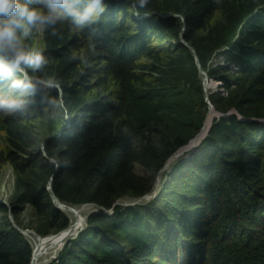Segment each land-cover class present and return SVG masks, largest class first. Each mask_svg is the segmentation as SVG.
I'll list each match as a JSON object with an SVG mask.
<instances>
[{"label":"trees","instance_id":"trees-1","mask_svg":"<svg viewBox=\"0 0 264 264\" xmlns=\"http://www.w3.org/2000/svg\"><path fill=\"white\" fill-rule=\"evenodd\" d=\"M129 1L103 0L92 22L82 26L75 14L93 0L50 7L41 0H19L46 17L44 64L23 66L42 80L55 78L64 94L61 99L57 90L44 86L39 110L33 105L11 116L0 112V132L10 138L26 132L33 118L44 123L57 118L55 126L61 124L60 130H50L46 145L57 163L41 155L40 181L24 182L16 167L15 203L31 205L48 220V229L65 230L69 219L46 189L52 177L59 201L112 211L90 215L87 229L52 264H264V0L247 5L149 0L143 8L139 0ZM258 4L262 8L256 12ZM214 12L223 21L200 36ZM163 13L182 15L185 24L162 18ZM21 24L5 60L28 46L22 37L35 24L26 18ZM183 30L202 69L234 90L227 99L213 97L222 116L212 121L194 164L174 170L156 200L124 208L116 203L153 187V181L134 175V165L143 163L157 173L204 126L191 94L167 82L165 75L178 62L168 59V71L140 62L147 56L162 60L152 43L179 41ZM216 52L235 66L233 80L228 66L210 65ZM176 54L191 57L181 44ZM90 63L96 67L89 68ZM158 72L162 78L155 76ZM148 78L154 81L141 90ZM14 80H21L15 71L10 77L0 73V99L6 100ZM232 109L236 113L225 116ZM32 258V246L1 217L0 264H31Z\"/></svg>","mask_w":264,"mask_h":264},{"label":"rangeland","instance_id":"rangeland-1","mask_svg":"<svg viewBox=\"0 0 264 264\" xmlns=\"http://www.w3.org/2000/svg\"><path fill=\"white\" fill-rule=\"evenodd\" d=\"M43 5L50 7L52 4V0H41ZM122 1V0H114ZM125 2H130L129 0H124ZM159 2H167V1H176V0H158ZM258 0H233L232 4H245L257 2ZM233 4V5H234ZM259 5V4H258ZM262 7L259 5L256 8V12L259 11ZM49 9V8H47ZM128 12V11H127ZM212 20L207 28V30H202L200 36L204 37L208 30L211 27H215V23H220L222 20V14L219 12L212 13ZM162 18H179L185 24L184 17L179 14L175 13H163L160 14ZM124 17V10L119 15V19L121 20ZM139 18H146V16H138ZM45 35V23L44 21H40L35 24V26L30 30L28 36L25 34L22 38H28V46L24 49V53L34 57L37 55H42L47 51V45L44 41ZM185 31L183 30L180 34L179 41L174 39L163 40L161 42H153L152 46L157 47V54L162 57V60H157L155 57L150 58L146 57L143 58L140 62L145 63L149 66L157 64L156 67H160L161 69L164 68L165 71H168L170 61L168 59L173 58L178 64L172 67V73L165 75L166 78H169L167 82H171L174 85V88L178 87L185 90L188 94H191V97L194 99L195 103L197 104L196 113L197 119H203L204 126L201 129L200 133L190 142L188 145L180 148L175 154H173L166 162L165 165L161 170L157 173L151 172V170L147 169L143 163H137L133 167L134 175L149 179L152 182V189L146 195H143L139 198L133 197H125L119 200L116 205H120L124 208L127 207H134V206H145L159 196L160 192L163 189V185L167 180H169L173 171L181 170L185 171V169L192 164H194V158L197 154L201 151V145L205 136L207 134L208 128L210 127L212 121L222 116V114L216 109L213 99L217 98L220 100L227 99L230 96V92L234 89L229 90L225 89L224 85L220 82L216 81L218 79H212L208 72L202 69L197 52L195 48L186 40ZM185 46L188 51L189 55H185L183 57L182 54L177 53V46L179 45ZM174 45V48L172 46ZM170 50L169 54L168 51ZM224 50V49H223ZM167 57V58H164ZM80 58L85 61V54L84 52L80 53ZM195 64V65H194ZM210 65L213 67L228 66V75H230L231 80H233L234 76L237 74L235 66L230 63L227 58H224L221 53L216 52L213 54L210 60ZM89 68L94 69L95 63H90ZM196 67V68H195ZM21 71H15L21 77V80L25 79V75L27 77V81H31L33 83V88L20 91L16 87H13V83L11 86L7 88L6 91V103L7 107L1 108L0 112H3L5 116H11L13 114L21 113L22 111L31 108L33 105L36 108H40L41 97H39V91L41 87H48L52 90H57L61 94V99L64 94V89L61 85L54 81L55 78H50L49 80H42L36 75L29 74L25 67L21 66ZM100 70V69H99ZM194 71V72H193ZM194 74H193V73ZM142 73V72H138ZM157 78H162L160 73L155 75ZM173 78V79H172ZM41 81V83L37 84L36 81ZM154 80L148 78L141 86V90L147 88L151 82ZM48 85H53L49 87ZM115 90V87H113ZM196 93H192V92ZM214 97V98H213ZM236 113L234 109L230 110L225 116H230ZM57 118H49L46 123L38 120V118L31 119V124L25 129L26 132L23 131L21 135H17L15 138L8 137L7 134H3L0 132V208L5 207L7 209L6 213H0V218L4 217L5 221L8 224L17 230L24 239L32 246L30 243L31 241L28 239H35L40 240L39 244H43V241H46L50 238H54V243L45 246V254L47 253L48 256L53 255L50 253H55V255L47 262V264H52L53 262H57V259L61 252L65 249L66 246H69L72 241L78 238L88 227V218L93 213H107L111 214L112 211H103L101 207H98L95 204H85V205H73L70 203L61 202L68 206H73L75 208L80 207H92L91 212H87L83 214L78 221H73L68 215L60 210V206L58 205L57 197L53 198L54 206L59 209L68 219H69V226L62 230L61 232L57 233L52 228L48 229L47 223L48 220L43 216H38L35 214L34 209L31 205L25 204L24 206H20L19 204L15 203V178H16V167L17 170L20 169L19 177L22 178L24 182L27 183H37L41 180L40 174V163H41V155L45 156L50 162L57 163L54 159L49 158L47 154V143L50 137V130L55 127L56 130H60L61 124L57 123ZM211 121V123H210ZM264 123V121H262ZM210 123L209 127L207 125ZM200 135H203L200 136ZM198 137H200L198 139ZM28 138L27 140H23ZM197 138V140H196ZM16 143L18 148L13 145ZM54 178H50L49 182L46 184V189L48 191L52 190ZM157 189V191H156ZM53 191V190H52ZM56 203V204H55ZM98 207V209H94V207ZM81 215V214H80ZM78 226L80 227L78 229ZM48 233H44L46 231ZM42 238V239H41ZM50 247V248H49ZM33 248V246H32ZM54 251V252H53ZM34 254V248H33ZM32 260H34L32 258ZM32 264V261H31Z\"/></svg>","mask_w":264,"mask_h":264},{"label":"clouds","instance_id":"clouds-1","mask_svg":"<svg viewBox=\"0 0 264 264\" xmlns=\"http://www.w3.org/2000/svg\"><path fill=\"white\" fill-rule=\"evenodd\" d=\"M74 3H80L81 0H72ZM53 5L66 4L67 0H52ZM149 0H139V6L145 7ZM103 0H93L92 5L87 7L83 12H77V23L85 25L92 22V18L97 11V5H102ZM102 11V8L99 7ZM27 19L29 24H36L37 21H43L46 17L40 9L33 7L29 8L28 4H21L19 0H0V73L4 77H10L14 71H21L22 65H35L40 67L44 64V58L40 55L32 56L23 52H14L10 59L5 60L4 54L14 50V42L17 39V29L22 27L21 21ZM23 80H14L13 87L20 91H25L33 88V83L27 81L26 74ZM37 84L41 81H36ZM52 87L53 85H48ZM5 100L0 99V108L7 107Z\"/></svg>","mask_w":264,"mask_h":264},{"label":"bare ground","instance_id":"bare-ground-1","mask_svg":"<svg viewBox=\"0 0 264 264\" xmlns=\"http://www.w3.org/2000/svg\"><path fill=\"white\" fill-rule=\"evenodd\" d=\"M211 123V121H210ZM210 123L207 125V128L209 127ZM203 137V135H200ZM200 138V137H199ZM198 138V139H199ZM157 191V189H156ZM58 205L60 206V210L62 209V211H64L68 217H70L73 221H78L80 220L81 216L83 214H86L87 212H91V208L92 207H89V206H86V207H80V208H75L73 206H68L66 204H63L61 203L59 200L57 201ZM94 209H98V207H94ZM81 214V215H80ZM80 227L78 226V229ZM37 238L33 239H28L30 240L33 248H34V257H33V261H32V264H47V262L55 255V253H50V254H53V255H50L48 256V254L45 252H47V250H45V246L46 245H51L54 243V238H50L46 241H43V244H39V241L40 240H36ZM42 239V238H41ZM50 248V247H49ZM54 252V251H53Z\"/></svg>","mask_w":264,"mask_h":264},{"label":"water","instance_id":"water-1","mask_svg":"<svg viewBox=\"0 0 264 264\" xmlns=\"http://www.w3.org/2000/svg\"><path fill=\"white\" fill-rule=\"evenodd\" d=\"M204 129V128H203ZM199 138V137H198ZM196 140H197V138H196ZM50 193H51V195L52 196H54V202H55V195H54V193H53V191L52 190H50ZM56 204V203H55ZM116 206V205H115ZM103 209V211H105V209L104 208H102ZM33 257H34V254H33Z\"/></svg>","mask_w":264,"mask_h":264}]
</instances>
